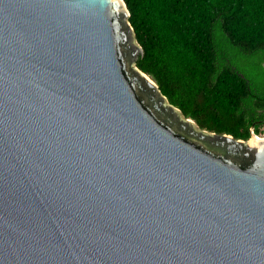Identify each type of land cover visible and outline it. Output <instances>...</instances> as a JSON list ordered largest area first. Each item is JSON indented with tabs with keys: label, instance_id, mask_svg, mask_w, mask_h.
<instances>
[{
	"label": "water",
	"instance_id": "1",
	"mask_svg": "<svg viewBox=\"0 0 264 264\" xmlns=\"http://www.w3.org/2000/svg\"><path fill=\"white\" fill-rule=\"evenodd\" d=\"M129 15L0 0V264H264V137L185 117Z\"/></svg>",
	"mask_w": 264,
	"mask_h": 264
},
{
	"label": "trees",
	"instance_id": "2",
	"mask_svg": "<svg viewBox=\"0 0 264 264\" xmlns=\"http://www.w3.org/2000/svg\"><path fill=\"white\" fill-rule=\"evenodd\" d=\"M136 66L198 127L262 136L264 0H124Z\"/></svg>",
	"mask_w": 264,
	"mask_h": 264
},
{
	"label": "rangeland",
	"instance_id": "3",
	"mask_svg": "<svg viewBox=\"0 0 264 264\" xmlns=\"http://www.w3.org/2000/svg\"><path fill=\"white\" fill-rule=\"evenodd\" d=\"M262 130H263L262 137H264V125L262 126Z\"/></svg>",
	"mask_w": 264,
	"mask_h": 264
}]
</instances>
